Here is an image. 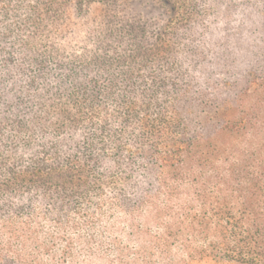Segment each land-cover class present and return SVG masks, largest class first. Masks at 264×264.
<instances>
[{
    "label": "trees",
    "instance_id": "obj_1",
    "mask_svg": "<svg viewBox=\"0 0 264 264\" xmlns=\"http://www.w3.org/2000/svg\"><path fill=\"white\" fill-rule=\"evenodd\" d=\"M104 213L141 264H264V0H0V264Z\"/></svg>",
    "mask_w": 264,
    "mask_h": 264
},
{
    "label": "rangeland",
    "instance_id": "obj_2",
    "mask_svg": "<svg viewBox=\"0 0 264 264\" xmlns=\"http://www.w3.org/2000/svg\"><path fill=\"white\" fill-rule=\"evenodd\" d=\"M115 217L118 221L113 219ZM115 217L104 213L103 219L91 228L78 225L62 229V239L52 244V257H43L42 261L48 264H141L139 250L149 239L141 243L137 238H130L121 215L116 213ZM140 231L149 237L156 233L154 228L140 227ZM153 263L159 264L158 255L154 256Z\"/></svg>",
    "mask_w": 264,
    "mask_h": 264
}]
</instances>
